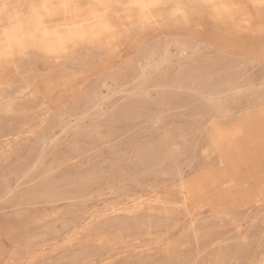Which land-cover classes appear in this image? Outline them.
<instances>
[{"label": "rangeland", "instance_id": "374dc122", "mask_svg": "<svg viewBox=\"0 0 264 264\" xmlns=\"http://www.w3.org/2000/svg\"><path fill=\"white\" fill-rule=\"evenodd\" d=\"M4 1L0 264H264L262 0H138L57 63L14 42L57 0Z\"/></svg>", "mask_w": 264, "mask_h": 264}, {"label": "bare ground", "instance_id": "6f19581e", "mask_svg": "<svg viewBox=\"0 0 264 264\" xmlns=\"http://www.w3.org/2000/svg\"><path fill=\"white\" fill-rule=\"evenodd\" d=\"M65 5H67V7H65ZM139 5H146V6L141 7ZM148 5L149 3L147 1H138V0H90L85 5H76L74 6V8H70V6L64 1L57 0L54 2H45L44 4L39 6L33 12L32 16H30L28 21H26V23L24 24L25 27L24 33L22 34L19 33L20 28L14 30L15 38L14 37L13 38L15 40L14 39L12 40H14V42L16 43L32 42L33 44L37 45V48L34 52L38 53L40 56H43L44 60H45L44 57L46 58L52 57L55 61L56 59L60 61L59 58H61L62 56L67 57L68 54L69 56H71L70 53H72V57H73L74 54L73 50H67L69 45H71V43L73 42L76 44L74 45V48L80 46H83L81 48H84V45H91L92 47L93 45L96 44L98 46H109V45L113 46L111 44L113 42L118 41L117 39L118 37L116 38V33L122 28L121 25L122 19L124 17H129V16L132 17V16L140 15L142 12H144V10L148 9ZM158 5H160V3ZM231 25L233 26V28L235 27V29L237 27L240 28L242 26L243 30L245 29L244 32L242 31L244 34L246 33L247 29L253 27L250 25L248 21L245 20H238L232 22ZM252 33L254 32L252 31ZM93 47H97V46H93ZM103 48L106 49V47ZM88 49H90V47ZM111 49L107 48L106 50L109 51ZM115 50L116 49L114 47V52ZM99 51H102V47L101 49H99ZM29 53L30 52L24 53L23 57L28 55ZM112 54L114 53L112 52ZM58 61H56V63ZM11 68L13 69L12 66ZM159 204L162 205L161 203Z\"/></svg>", "mask_w": 264, "mask_h": 264}, {"label": "clouds", "instance_id": "9594fccd", "mask_svg": "<svg viewBox=\"0 0 264 264\" xmlns=\"http://www.w3.org/2000/svg\"><path fill=\"white\" fill-rule=\"evenodd\" d=\"M10 7L0 8V25L4 23L15 24L24 14L26 5L22 3H9Z\"/></svg>", "mask_w": 264, "mask_h": 264}, {"label": "snow or ice", "instance_id": "6c2138e0", "mask_svg": "<svg viewBox=\"0 0 264 264\" xmlns=\"http://www.w3.org/2000/svg\"><path fill=\"white\" fill-rule=\"evenodd\" d=\"M262 4H264V0H262ZM139 6L145 7L146 5H139ZM7 7H10V4L3 2V0H0V8H7ZM65 7H67V5H65Z\"/></svg>", "mask_w": 264, "mask_h": 264}]
</instances>
